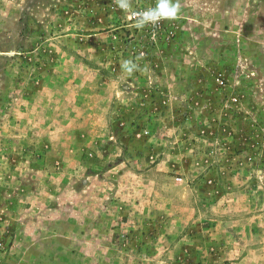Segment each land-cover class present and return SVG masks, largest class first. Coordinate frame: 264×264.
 I'll list each match as a JSON object with an SVG mask.
<instances>
[{"label":"rangeland","instance_id":"obj_1","mask_svg":"<svg viewBox=\"0 0 264 264\" xmlns=\"http://www.w3.org/2000/svg\"><path fill=\"white\" fill-rule=\"evenodd\" d=\"M0 264H264V0H0Z\"/></svg>","mask_w":264,"mask_h":264},{"label":"trees","instance_id":"obj_2","mask_svg":"<svg viewBox=\"0 0 264 264\" xmlns=\"http://www.w3.org/2000/svg\"><path fill=\"white\" fill-rule=\"evenodd\" d=\"M32 30L31 27L29 25H27V27L24 29V31H22L23 35L27 36V37H32L33 34H31Z\"/></svg>","mask_w":264,"mask_h":264},{"label":"clouds","instance_id":"obj_3","mask_svg":"<svg viewBox=\"0 0 264 264\" xmlns=\"http://www.w3.org/2000/svg\"><path fill=\"white\" fill-rule=\"evenodd\" d=\"M175 7H177V8H178V5H176Z\"/></svg>","mask_w":264,"mask_h":264},{"label":"built area","instance_id":"obj_4","mask_svg":"<svg viewBox=\"0 0 264 264\" xmlns=\"http://www.w3.org/2000/svg\"><path fill=\"white\" fill-rule=\"evenodd\" d=\"M148 14V13H147Z\"/></svg>","mask_w":264,"mask_h":264}]
</instances>
